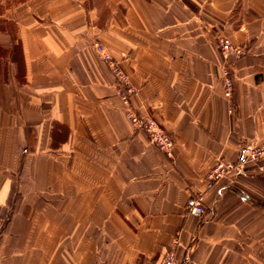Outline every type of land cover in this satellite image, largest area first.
Segmentation results:
<instances>
[{
	"label": "crops",
	"instance_id": "1",
	"mask_svg": "<svg viewBox=\"0 0 264 264\" xmlns=\"http://www.w3.org/2000/svg\"><path fill=\"white\" fill-rule=\"evenodd\" d=\"M3 17L22 46L0 95V264H264V160L215 182L219 162L264 143V0H23ZM231 58L224 95L218 41ZM133 104L173 136L174 158L127 118ZM0 43L11 45L9 35ZM201 193L203 218L186 211Z\"/></svg>",
	"mask_w": 264,
	"mask_h": 264
},
{
	"label": "built area",
	"instance_id": "2",
	"mask_svg": "<svg viewBox=\"0 0 264 264\" xmlns=\"http://www.w3.org/2000/svg\"><path fill=\"white\" fill-rule=\"evenodd\" d=\"M94 47L102 60L107 64L110 72L115 77L117 94L120 97L127 118L135 128L144 131L152 143H154L167 157L174 158L175 141L171 133L160 124L154 116L144 117L133 104V96L137 92L136 86L131 81L130 76L121 67L118 58L107 48V46L95 41ZM219 51L222 57L221 79L225 97L230 100L234 93V79L230 65L231 58H239L246 54V47L231 41L227 37H222L218 41ZM264 160V143H243L240 145L237 160L235 162L223 161L211 168L207 174L210 182L227 177L232 170H240L249 162ZM186 211L198 218H203L207 212V205L201 193H193L189 196L185 205ZM179 238L175 239L173 246L166 253L162 264H202L198 261L186 260L180 262L177 256V246Z\"/></svg>",
	"mask_w": 264,
	"mask_h": 264
},
{
	"label": "trees",
	"instance_id": "3",
	"mask_svg": "<svg viewBox=\"0 0 264 264\" xmlns=\"http://www.w3.org/2000/svg\"><path fill=\"white\" fill-rule=\"evenodd\" d=\"M3 10H0V33L9 35L11 45L5 46L0 43V95L3 94L4 84L8 80V61L17 65L16 77L19 82H23L22 74V46L17 36V29L13 22L3 17Z\"/></svg>",
	"mask_w": 264,
	"mask_h": 264
},
{
	"label": "rangeland",
	"instance_id": "4",
	"mask_svg": "<svg viewBox=\"0 0 264 264\" xmlns=\"http://www.w3.org/2000/svg\"><path fill=\"white\" fill-rule=\"evenodd\" d=\"M22 1L23 0H0V10H3L4 13H5V11L8 8L13 7L14 5H16V4H18V3L22 2ZM3 35L6 36V34H3Z\"/></svg>",
	"mask_w": 264,
	"mask_h": 264
}]
</instances>
